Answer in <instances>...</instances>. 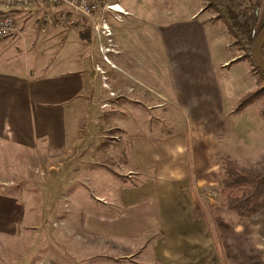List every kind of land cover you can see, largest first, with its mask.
Instances as JSON below:
<instances>
[{"label":"crops","instance_id":"crops-1","mask_svg":"<svg viewBox=\"0 0 264 264\" xmlns=\"http://www.w3.org/2000/svg\"><path fill=\"white\" fill-rule=\"evenodd\" d=\"M190 2L182 18L163 20L159 15L154 22L156 61L165 84L154 89L144 83L140 88L127 81L120 84L126 97L116 129L121 133L122 167L130 178L120 182L125 189L116 197H89L91 203L80 210L83 230L92 247L100 238L125 251L148 235L141 250L147 249L150 260L137 264H264V209L239 218L220 205L216 194H203L205 189H219L220 158L245 131L257 128L259 117L248 110L252 105L233 112L238 100L253 90L249 68L243 61L242 69H229L222 76V69L225 72L239 56L227 51L223 32L221 38L217 30L212 39L208 37L206 25L217 24L201 17L205 2ZM126 3L119 5L125 14L130 5ZM120 24L122 19L110 17L111 34L119 39ZM46 34V42L57 39L52 31ZM22 39L16 32L0 40V141L29 148L40 144L48 152H61L67 147V105L73 103L69 109L76 112L71 107L80 84L71 75L77 73H65L61 60L48 53L51 47L46 42L44 50L22 51L16 47ZM14 46L17 53L7 51ZM118 52L110 51L113 57ZM128 56L125 69L136 74L131 80L138 84L146 70L145 53L137 48ZM106 61L112 70L122 72L113 59ZM153 111L155 120H169L171 131L151 125L148 115ZM250 138L242 143L252 142ZM29 219L23 204L0 193V264H64L34 245L30 235L35 228Z\"/></svg>","mask_w":264,"mask_h":264},{"label":"rangeland","instance_id":"rangeland-1","mask_svg":"<svg viewBox=\"0 0 264 264\" xmlns=\"http://www.w3.org/2000/svg\"><path fill=\"white\" fill-rule=\"evenodd\" d=\"M124 3L130 5L126 8L129 13L120 15L123 38H116L114 34L109 37V47L120 51L114 57L108 50L98 52L97 43L94 40L89 41L91 37L88 30L78 31L59 26L54 18L63 11L45 10L36 5L8 10L15 18L16 32L25 38L16 47L27 52L44 50V38L48 35L46 33L52 31L57 39L46 42L51 47L48 53L55 57L54 60H61L60 68L65 73L76 72V75L71 76L80 84L76 103L71 107L76 112L71 113L69 109L73 103L67 105V147L61 152H48L40 144L29 148L0 141V193L11 195L23 204L30 217L29 226L35 228V234L30 235L34 245L46 250V253L60 259L64 264H137L150 260L147 249L141 250L147 245L150 238L148 235L138 245L131 244L127 251L121 248L116 250L108 240L100 238H97L100 245L92 247V239L83 230L80 210L85 208V203H91V195L103 194L113 198L125 189L120 182L128 181L130 175L122 167L121 133L116 129L117 121L121 119L123 99L126 97L120 84L127 81L140 88V84L144 83L151 89L161 82L165 84L166 76L159 71L156 61L158 36L154 22H157L159 15H162L163 20L170 17L182 18L192 2L188 5L187 0H119L118 5L125 6ZM203 11L205 14L201 15L202 18L207 16L210 22L217 24V28L209 23L206 25L208 37L212 39L214 31L217 30L221 38L223 32L227 51L230 49L233 55L240 56L242 52L234 46L233 39L224 25L214 18L212 10L205 8ZM43 15L51 16V26L41 24ZM65 15L77 17L70 13ZM109 23L110 16L106 19L110 28ZM78 33H88L89 39H81ZM37 35H41V39L32 38ZM103 45L107 46L105 39ZM18 48L14 46L7 51H18ZM137 48L145 53L147 64L145 72L140 73L136 81L138 84H135L131 78L136 74L125 69L124 60ZM218 49L216 46L213 51L217 53ZM130 57L129 55L128 58ZM106 58L113 59L122 72L112 70ZM245 63L237 61L230 64L225 72L222 69V76L229 69H242ZM248 68L250 88L254 89L255 75L252 76L250 66ZM68 77L64 81L67 82L70 79ZM260 109V102L248 109L251 114L259 117V121H256L258 126L251 131H245L246 135L230 146L231 150L227 153L229 156L225 155L247 170L264 169V117L259 115ZM154 117L155 111L149 113L151 125L165 132L171 131L169 120L157 121ZM247 136L252 137V142H248V145L242 143ZM217 191L205 189L203 194L217 195ZM99 201L104 203L102 199ZM74 206L76 211L72 210ZM25 236L28 240L29 235ZM41 240L45 242L41 244Z\"/></svg>","mask_w":264,"mask_h":264},{"label":"trees","instance_id":"trees-1","mask_svg":"<svg viewBox=\"0 0 264 264\" xmlns=\"http://www.w3.org/2000/svg\"><path fill=\"white\" fill-rule=\"evenodd\" d=\"M204 9H210L233 39L242 54L235 61H244L255 75L256 87L243 95L233 112L260 102L259 115L264 117V77L251 60V45L264 27V0H203ZM88 40V33H80ZM264 61V45L261 49ZM254 74V75H253ZM221 182L217 196L220 205L239 218H249L264 209V169L247 170L229 157L219 161Z\"/></svg>","mask_w":264,"mask_h":264},{"label":"built area","instance_id":"built-area-1","mask_svg":"<svg viewBox=\"0 0 264 264\" xmlns=\"http://www.w3.org/2000/svg\"><path fill=\"white\" fill-rule=\"evenodd\" d=\"M36 5L45 10L57 9L63 11L55 16L59 26L78 31L88 30L90 37L97 43L98 52L110 51V28L106 24L108 16L120 21V15H125L118 5V0H0V40L12 36L16 32V21L10 9H25ZM65 13L75 14L77 17L66 16ZM41 24L52 23L51 16L43 15ZM106 40L107 46L103 45Z\"/></svg>","mask_w":264,"mask_h":264},{"label":"water","instance_id":"water-1","mask_svg":"<svg viewBox=\"0 0 264 264\" xmlns=\"http://www.w3.org/2000/svg\"><path fill=\"white\" fill-rule=\"evenodd\" d=\"M264 45V27L257 34L251 45V60L264 77V61L261 57V49Z\"/></svg>","mask_w":264,"mask_h":264},{"label":"bare ground","instance_id":"bare-ground-1","mask_svg":"<svg viewBox=\"0 0 264 264\" xmlns=\"http://www.w3.org/2000/svg\"><path fill=\"white\" fill-rule=\"evenodd\" d=\"M107 52H110V51H107Z\"/></svg>","mask_w":264,"mask_h":264}]
</instances>
